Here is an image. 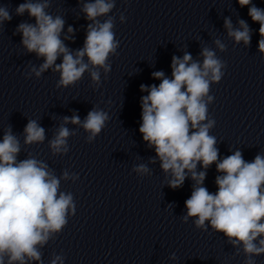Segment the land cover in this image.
<instances>
[{
  "label": "clouds",
  "instance_id": "9594fccd",
  "mask_svg": "<svg viewBox=\"0 0 264 264\" xmlns=\"http://www.w3.org/2000/svg\"><path fill=\"white\" fill-rule=\"evenodd\" d=\"M240 7H248V15L259 23L258 50L264 54V9L252 4V0H237ZM50 0H24L15 8V14L25 13L35 23L21 22L15 32L21 34V43L30 53L43 57L37 69L27 74L39 78L48 69L60 74L57 88L75 85L83 74L93 70L90 76L94 85H100L99 69L111 70L110 55H118L119 41L113 31L115 18L109 16L101 22L98 17L108 15L115 7V0H91L83 4L82 11L88 24L84 46L73 53L60 38L64 19L53 17L45 9ZM12 14L6 5H0V26L11 21ZM126 17L121 13L120 21ZM234 29L230 18L224 27L228 36L239 44H250V28L246 21H238ZM74 29L69 26L68 33ZM15 34V33H14ZM70 37H65L69 39ZM221 52L226 46L215 40ZM202 63L193 61L191 54L182 58L173 56L171 78L163 71L152 73L160 80L159 85H141V119L139 132L149 147L154 148L161 169L170 174L168 186L180 188L190 175L194 181L190 197L185 201L187 212L181 217L184 223L193 219L195 228L208 231V227L222 233L235 249V255L243 253L244 264H256L254 257L264 254V155L257 154L251 162L244 159L240 150L219 159L216 137L210 135L215 120L209 117L208 106L214 97L211 85L219 83L224 76L226 63L208 47L201 51ZM62 61L56 64L58 58ZM87 57V62H85ZM109 120L107 112L93 108L81 122L78 115L64 117V123L49 141L53 155L67 154L68 137L75 132L65 127L72 123L80 125L89 135L91 143L101 133ZM26 145L43 143L45 129L36 120H29L24 128ZM21 151L18 138L7 129L0 141V264H43L42 249L54 240L67 226L70 216L76 214V203L70 192L60 190L61 180L79 179V174L63 170L57 177L47 163L29 155L18 160ZM155 163V160L151 161ZM198 164L203 170L197 171ZM216 164L215 184L212 193L203 186L206 170ZM144 176L149 173L146 165L133 169ZM172 258H175L173 254ZM65 257L53 254L50 264H64Z\"/></svg>",
  "mask_w": 264,
  "mask_h": 264
}]
</instances>
